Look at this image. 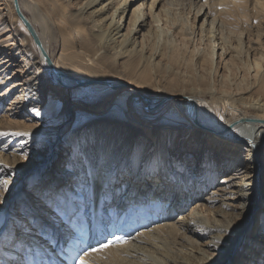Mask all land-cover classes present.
<instances>
[{"label": "bare ground", "instance_id": "6f19581e", "mask_svg": "<svg viewBox=\"0 0 264 264\" xmlns=\"http://www.w3.org/2000/svg\"><path fill=\"white\" fill-rule=\"evenodd\" d=\"M135 1L18 0L35 38L14 0H0V105L13 96L8 118L35 121L0 129L13 194L0 215L22 187L34 192L14 215L54 183L78 212L59 237L66 264H225L234 253V264H264V188L248 179L264 177V0H151L147 11L142 0L128 15ZM117 96L130 104L113 106ZM60 133L59 166L23 186L49 163L36 147ZM19 240L31 251L3 249L10 264H45L46 236Z\"/></svg>", "mask_w": 264, "mask_h": 264}, {"label": "snow or ice", "instance_id": "6c2138e0", "mask_svg": "<svg viewBox=\"0 0 264 264\" xmlns=\"http://www.w3.org/2000/svg\"><path fill=\"white\" fill-rule=\"evenodd\" d=\"M53 87H55V85ZM110 103L118 108H123L125 105L130 104V101L117 96L112 98ZM0 135L7 134L0 133ZM248 179L249 183L252 185V191H257L258 186L264 188V177H261L259 173L253 171V175ZM8 184V180H0V187H4L5 192L7 191ZM70 192V188L60 187L54 183L49 184L41 189L38 197V204H24L23 211L17 213L18 219L13 220L14 231L11 233L12 239L8 241L9 247L18 250V256L24 255L26 251H31L30 248L26 249L22 240H19L20 235L30 234L35 231L42 236H46L49 241L50 252L48 249L43 250V252L48 255L45 264H66L67 252L62 246H59V237L63 236L66 239L71 237L73 217L78 213L72 207L73 197L70 195ZM4 202L5 196L3 193H0V212L3 211ZM3 222V217H0V223ZM221 231H223V229H221ZM109 244H111V241H109ZM105 246L107 245H102L101 247ZM92 251H99V249L94 248ZM86 254L87 253H85V255ZM5 255L3 245H0V264H10V262L5 259ZM24 259H27L26 255ZM72 259L76 261V264H88V261L82 257L73 256ZM16 264H23V261L17 259Z\"/></svg>", "mask_w": 264, "mask_h": 264}, {"label": "rangeland", "instance_id": "374dc122", "mask_svg": "<svg viewBox=\"0 0 264 264\" xmlns=\"http://www.w3.org/2000/svg\"><path fill=\"white\" fill-rule=\"evenodd\" d=\"M140 2H142V0H136L134 3H133V5L131 6V10L129 11V14L128 15H130V13H131V11H132V9L135 7V6H138V4H140ZM145 8L146 7H148L149 6V4H150V2H151V0H145ZM148 4V5H147ZM159 9V8H158ZM157 9V10H158ZM145 11H147V8L145 9ZM128 21H129V19H128V17H127V20L125 21V24L127 25L128 24ZM192 22H193V20H191ZM201 22H202V20H196V22H195V24H194V28L195 29H197V31H198V29H199V27H200V25H201ZM57 53V52H56ZM219 53H220V51H219ZM218 61L220 60V58L219 59H217ZM126 87H128V85L127 84H125V86H122V87H120L118 90L120 91L121 89H124V88H126ZM4 89H1V91H3ZM117 90V91H118ZM0 91V92H1ZM48 95H49V91L48 92H45V96L46 97H48ZM112 96H114V95H112ZM13 97V96H12ZM12 97H8V101H5L4 102V104H1L0 105V129H2L3 127H5V126H19L22 122L24 123V119H26L27 121H26V123L27 124H25V125H31V124H33L35 121H31L32 120V117L31 116H28V115H26L25 113H24V111H23V115H24V117H22V115L21 116H16L14 119H12V118H8V116H9V110L7 109V106L10 104V102H11V100H13V98ZM75 112V110L73 111V113L71 112V116H70V118H69V120H67L68 121V123H67V121L65 122V124H64V126H63V129L65 128V126H66V124H68L69 126L71 125V124H73V122H74V120H75V116H76V114L74 113ZM11 116V115H10ZM26 116V117H25ZM8 118V119H7ZM38 119L39 120H42V121H44L45 122V119H46V116H39L38 117ZM15 121H17V123H15ZM7 124V125H5V124ZM20 126H22V125H20ZM61 134V133H60ZM58 135V137H57V139H56V141H55V143H54V146L53 147H51V149H48V147H47V144H45L44 142H41L37 147H36V150L37 151H39V152H42V153H46L47 151H49V158H50V160H49V163L42 169V170H40L39 172L36 170V171H34V168H32V169H30V171L27 173V174H24L23 175V177H22V185L24 186L29 180H30V178L33 176V175H36V174H38V173H45L46 171H49L52 167H53V169H56L58 166H57V163H58V158L62 155L61 154V144H62V141H63V135H64V133H62L61 135ZM19 141L20 140H17V138L16 139H14V140H12V141H10L9 140V138L7 139V141L5 142V143H3L2 144V146H4V145H7V146H9L8 148H9V152H12V151H15L16 152V149H20L19 151H21L22 150V148L18 145L19 144ZM44 143V144H43ZM7 148V149H8ZM9 157L10 158H8V161L10 162V163H12V164H15V161L16 160H12V157L9 155ZM65 157H66V154H65ZM68 157V156H67ZM260 158L261 159H257V161L258 162H263V164H264V153H261L260 154ZM6 160V159H5ZM22 163H23V161H22ZM24 164L26 165L27 163H26V161H24ZM64 163H62L60 166H61V170L63 169V167H62V165H63ZM65 165H67V166H69V169H70V165H68V164H66L65 163ZM57 166V167H56ZM33 170V171H32ZM61 170H58V172L59 173H57V171H56V173H57V175H58V177H64V175H65V172L64 171H61ZM263 170V169H262ZM32 171V172H31ZM61 171V172H60ZM264 171V170H263ZM9 186H11V185H8L7 186V191L5 192V189H4V187H0V193H3V195L4 194H12V188L11 187H9ZM22 189H23V187L21 188V190H20V193L19 194H17V196H12V198L15 200L14 201V203L11 205V206H7L8 207V209H7V214L6 215H0V217H3V219H4V222L3 223H0V239H1V237H3L4 236V234H5V232H7V230H10V224H11V222L13 221V220H15V219H18V216H17V214L16 215H14V213H13V208L14 209H18V208H20L21 206H22V203L23 202H26V198H28V197H30L32 194H33V192L34 191H31L30 192V190L31 189H29L27 192H26V194L25 195H23L22 194ZM13 195V194H12ZM206 195V194H205ZM121 196H122V194H121ZM19 201V203H17L16 204V202H18ZM5 205V204H4ZM260 207V206H259ZM262 209L263 208H261V209H259V210H257L255 213H256V216L257 217H260V214H261V212H262ZM179 215V213H177V211H176V213H175V217L177 216V217H179L178 216ZM12 219V220H11ZM176 219V218H175ZM9 226V227H8ZM2 229V230H1ZM72 231V230H71ZM32 233V232H31ZM72 235H73V232H72ZM10 236V233L8 234L7 233V239H8V237ZM0 245H3V249H6V248H8V250L9 251H11V250H13V248L12 247H9L8 246V243H6L5 242V240H1V242H0ZM79 254V253H78ZM237 254H233L229 259H228V261H226L225 262V264H234L235 262H236V259H238V256H236ZM11 264H16V263H11Z\"/></svg>", "mask_w": 264, "mask_h": 264}, {"label": "water", "instance_id": "95a60500", "mask_svg": "<svg viewBox=\"0 0 264 264\" xmlns=\"http://www.w3.org/2000/svg\"><path fill=\"white\" fill-rule=\"evenodd\" d=\"M14 4H15V7H16L17 11H19V14H20L21 18L23 19L24 24L28 27V29L33 34V36H35V38H37V34H36L35 30L31 26L29 21L25 18V16L21 13V10H20L19 4H18V0H14ZM48 60H49V63L51 64V66H53V63H52L51 59H49V57H48ZM93 82L94 81H92V80L81 81L82 84H90V83H93Z\"/></svg>", "mask_w": 264, "mask_h": 264}]
</instances>
